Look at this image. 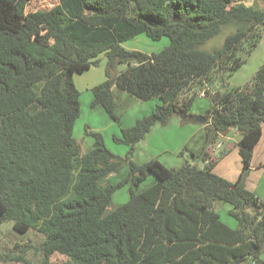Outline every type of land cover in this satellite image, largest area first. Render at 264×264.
Returning a JSON list of instances; mask_svg holds the SVG:
<instances>
[{"label":"trees","instance_id":"trees-1","mask_svg":"<svg viewBox=\"0 0 264 264\" xmlns=\"http://www.w3.org/2000/svg\"><path fill=\"white\" fill-rule=\"evenodd\" d=\"M30 1L0 0V239L6 225L18 235L36 231L42 259L27 260L23 249L9 259L54 264L60 254L68 260L58 264H264V202L246 187L263 135L264 63L251 86L216 93L205 114L204 147L199 154L182 150L183 166L133 160L156 124L192 115L198 87L223 82L246 64L240 54L250 57L258 48L264 9L235 0H59L28 14ZM225 27L234 32L223 45L204 50ZM141 35L170 43L152 54L123 46ZM103 55L106 80L91 89L92 107L121 124L115 88L161 101L113 138L129 147L124 159L100 133H88L94 146L85 154L75 139L81 116L75 77ZM123 64L128 68L120 72ZM231 130L240 134L242 159L235 182L214 172L209 153ZM123 165L129 166L123 183L101 184ZM150 176L156 183L136 193ZM125 183L129 201L106 215ZM214 203L232 206L237 229L221 221Z\"/></svg>","mask_w":264,"mask_h":264},{"label":"rangeland","instance_id":"rangeland-1","mask_svg":"<svg viewBox=\"0 0 264 264\" xmlns=\"http://www.w3.org/2000/svg\"><path fill=\"white\" fill-rule=\"evenodd\" d=\"M235 1L243 2L249 6H252V5L258 6L261 9H264V0H235ZM58 4H59V0H31L26 8V12L28 14H36L41 11L52 9ZM233 32H234L233 28L225 27L223 31L217 37L207 42L203 46V49L207 51H213L215 49L220 48L223 45L226 37L232 34ZM169 43L170 41L168 38H163L160 41H153L147 38L145 35H141L135 39L128 41L124 46L127 48V50L129 49V51L130 49H133V50H137L143 53L152 54V53L161 52L166 47H168ZM262 54H264V45H263V48L261 49L258 48L252 53L253 56L252 55H251L252 57L250 56L251 59L244 53H241L240 56L243 57L244 59H247V62L233 76L224 77L223 82L218 80L213 84L198 87L197 88L198 98L195 101V104L192 108L191 113L199 114L198 116H205L204 114H206V111L210 107V104L213 103L216 93L219 92L223 94L225 91H228L232 88L239 87V88L244 89V88L251 86L254 75L256 74V71H258L259 68L264 63V55L263 57H261ZM249 59L250 61H248ZM262 59H263V63L259 66V63L262 61ZM104 61H105V58H103L98 63L99 65H97L96 69L102 68ZM127 68L128 66L123 64L118 67V70L122 72L126 70ZM206 90L209 93H207ZM80 92H81V96H80L81 116L75 124V139L81 146V151H82L81 153L85 154L93 148L94 139L88 134L87 131H88V128L90 130L92 126H96V124L98 123L104 129H106L104 132H101L102 136L104 135L103 138H104V143H105L106 148L112 154L118 157H121L123 159L126 158L128 155L129 147L122 145V144H117L113 140L115 136L117 137L121 136L120 127L117 125L115 121H113L106 114V112L101 107H92L91 104L93 101V94L91 93V91H87L81 88ZM115 100L117 101V109H119L117 110L118 116H120L122 123H124V125H126L129 128L133 127L136 124L135 122H137L136 121L137 119H142L143 117L149 115L156 109L158 105L161 104V101L158 98H154L148 102H143L140 100L133 101L132 99H129V100L126 99L123 102L122 98L119 97V100H118L116 96ZM105 118H108V120H106ZM178 118L175 117L174 120ZM108 123H110V125ZM198 124H201V123H198ZM161 125H158V127L163 128ZM107 126L108 128H106ZM117 128H118V132H117ZM165 132H166V128L164 130V133ZM186 132L188 131H185V133ZM189 132H191V130ZM187 135L188 134H185L184 138H186ZM86 136L91 137L90 142L88 141ZM178 139L173 138L171 142L168 141L166 146L164 145L158 146L154 154H151L149 152H148L149 154H147V152L141 151L135 156L139 159L147 160L150 155H153L155 158H158L160 161H162L164 166L166 165L168 169L180 168L181 166H183L182 164L185 158L188 157V153L184 155L175 154L174 148H176L178 144H182L183 142L180 138ZM92 140H93V143L91 144ZM239 140H240V137L238 138V141ZM195 141L196 139L193 141V144H195ZM235 146L238 147L236 144ZM165 151H168L170 154H166ZM173 155H177V156H173ZM214 156L218 159L221 158V155L219 152H215ZM258 160L264 163V155L258 158ZM239 161H240V156L238 155L236 150L235 151L233 150L230 153V158L228 160V162L231 163L230 165L232 166V168H225V172L228 174V177L230 178L233 177L234 179H236V175L238 174L239 176L241 169H242V164H241L238 170L239 172L236 171L237 169L236 164H240ZM128 174H129V166L123 165L119 169H117L114 173H112L108 177H105L101 181V184L103 185L110 184L113 186H117L118 184L123 183L127 179ZM250 174H251V171H250ZM250 174H249V177H250ZM249 177L247 179H249ZM260 181H261V186H263L264 185V164H263V167L261 168L260 167L258 168L257 166L255 169H253V173L250 178V186H251L250 190L254 191L256 187L259 185ZM155 183H156L155 177L150 176L148 177L146 181H144L141 184L139 188L135 189V192L141 193ZM130 188H131V184L125 183L119 189L116 190V192L113 194L112 201L106 210V213H105L106 215L115 211L118 207H120L121 205L129 201ZM213 209L215 212H217L220 215L221 221L224 224H226L232 229L238 228V222L230 215V211L232 210V206L230 204L214 203ZM42 242H43L42 235L36 231H31L27 235H18L12 231V228L10 225L4 226L2 234H1V239H0V264H22V263H16L9 259L10 257L12 258L13 256L21 255L22 253L21 249L24 250L23 252L25 253H23V256L27 260H30L32 262H39L42 259V253H41ZM16 245H19V247H16ZM261 257L264 260V254H262ZM67 260L68 259L65 256L60 255V254H55L52 257V262L54 264L65 263L67 262Z\"/></svg>","mask_w":264,"mask_h":264},{"label":"crops","instance_id":"crops-1","mask_svg":"<svg viewBox=\"0 0 264 264\" xmlns=\"http://www.w3.org/2000/svg\"><path fill=\"white\" fill-rule=\"evenodd\" d=\"M263 45H264V34H263V38L261 39V41L259 43L258 48L259 49L263 48ZM130 50H133V49H130ZM263 55L264 54H262L261 57H263ZM251 57H250V59H251ZM103 58H105V61L103 62L102 68L96 69V67H97V65H96V66L91 67V69H89V71H87L83 75H77L75 77V82H76V85H77L79 91L81 90V88H83L87 91H91V89L93 87L103 83L106 80L105 71H106L107 58L105 56H100L98 58V61L100 62ZM250 59L248 61H250ZM262 63H263V59L259 63V66ZM125 93L126 92L120 91L117 88L114 89L115 98L117 96L118 100L120 97L123 99V102L126 99L127 100L132 99L133 101H135V100L138 101L137 99H135L134 97H132L128 93L127 94H125ZM199 97H201V96H199ZM115 102H116V108H117V101L115 100ZM117 110H119V109H117ZM191 114H192L191 116H198L199 115V114H195V113H191ZM105 119L108 120V118H105ZM174 119L175 118H173L169 122V124L164 125V126L161 124H156L152 128V130L145 136V138L136 145L135 154L133 156L134 161L136 163L143 164V163L149 162L151 160L160 161L158 158H155L153 155H150L147 160L139 159L135 155H137L141 151H145V152H147V154H149V153L154 154V152L156 151V148L158 146H162V145L166 146L168 141L171 142L173 138H175V139L180 138L183 141L182 144H178L177 147L174 148L175 154H177V155H181L180 153L184 149H188L189 151H191L195 154H199L202 151L204 144H205V140H206L205 124L187 123V122H184L183 119H181V118H178L176 120H174ZM138 120L139 119H137L136 121H138ZM108 124L110 125V123H108ZM117 125L120 127V130H122V128H129L126 125H124V123H122V120H121V124L117 123ZM158 125H161L163 128L158 127ZM108 126L106 128H108ZM111 127H112V125H111ZM165 128H166V132L164 133ZM188 129H190L191 132H189L190 130H188ZM105 130L106 129H104L101 125H99L97 123L96 126H92V128H90V130L88 129L87 132L88 133L89 132H97V133H100L102 135L101 132H104ZM185 131H188V132L185 133ZM117 132H118V128H117ZM185 134H188L186 138H184ZM86 137H87L88 141L90 142L91 137L90 136H86ZM239 137H240L239 132H237L235 130H231L226 135H221L219 137V139L217 140V142L214 144V146L211 147L209 150V153L211 154L212 159L217 161V164L214 168V172L217 175H219V176H221V177H223V178H225L231 182H235L239 176L237 174L236 179H234L233 177L232 178L228 177V174L225 172V168H232V166L230 165L231 163H229L228 160L230 158V153L233 150L234 151L236 150L238 155L240 156L239 148L235 146V144L238 146V142H239L238 138ZM194 138L196 139L195 144H193V141L195 140ZM92 143H93V140H92L91 144ZM91 147H92V145H91ZM165 152H166V154H170L168 151H165ZM215 152L220 153V155H221L220 159H218L214 156ZM177 155H173V156H177ZM262 155H264V126H263V135H262L261 141L258 143V145L256 146V148L254 150V155H253V159H252V163H251V174H250L249 179H247V182H246V186L249 190L251 188L250 178H251V175L253 173V169H255L257 166H258V168L263 167L264 163L258 160V158H260ZM183 160H184V158H183ZM160 162L163 164L162 161H160ZM185 163H186V158L183 161L182 165H184ZM239 163L240 164H236V167H237L236 171L239 170V168L242 164L241 157H240ZM241 171H242V169H241ZM250 191L255 193V195L259 198V200L261 202H264V185L261 186V181L254 191H252V190H250ZM243 264H250V263H243Z\"/></svg>","mask_w":264,"mask_h":264},{"label":"water","instance_id":"water-1","mask_svg":"<svg viewBox=\"0 0 264 264\" xmlns=\"http://www.w3.org/2000/svg\"><path fill=\"white\" fill-rule=\"evenodd\" d=\"M182 119L187 122V123H201V124H205L209 121V118L206 116H191V115H184L182 116Z\"/></svg>","mask_w":264,"mask_h":264}]
</instances>
